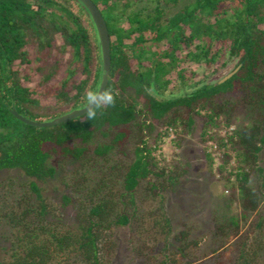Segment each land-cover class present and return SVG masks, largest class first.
I'll return each mask as SVG.
<instances>
[{"label": "trees", "instance_id": "16d2710c", "mask_svg": "<svg viewBox=\"0 0 264 264\" xmlns=\"http://www.w3.org/2000/svg\"><path fill=\"white\" fill-rule=\"evenodd\" d=\"M92 1L110 36L106 90L90 112L40 126L17 118L9 106L44 119L77 103L96 79L97 47L70 3L0 0V171L23 176L18 191L9 181L10 192L0 193V224L6 228L0 232L6 242L0 264H111L112 226L130 225L137 216L139 228L151 215L134 205L141 181L155 197L186 172L184 163L180 170L165 163L161 143L171 131V143L179 145L197 119L211 182L232 190L229 198L222 195L213 234L236 235L252 213L253 225L264 229L257 212L264 198L258 162L264 146V0ZM228 65L226 74L212 79ZM242 105L250 118L230 129L231 115ZM215 127L224 128V136H215ZM212 147L232 151L236 164L228 167L223 160L215 167ZM116 153L124 156L114 162ZM55 179L63 184L59 209L43 185ZM116 194L133 209L126 204L115 210ZM234 202L240 213L230 210ZM67 208L70 222L62 214ZM152 216L154 224L169 226V219ZM190 231L173 235L180 244L172 252L186 257V264L196 258L186 256L197 244ZM246 239L236 241L237 257L228 264H258L256 250H264V238L258 236L251 250ZM166 241L159 247L142 241L132 249L144 264H177L166 253Z\"/></svg>", "mask_w": 264, "mask_h": 264}, {"label": "rangeland", "instance_id": "374dc122", "mask_svg": "<svg viewBox=\"0 0 264 264\" xmlns=\"http://www.w3.org/2000/svg\"><path fill=\"white\" fill-rule=\"evenodd\" d=\"M66 4L70 3L75 10L78 7L74 4L72 0H62ZM139 3L142 4L141 0ZM79 11V9H78ZM82 16V15H81ZM82 16V20H83ZM84 24V23H83ZM94 40V39H93ZM1 63V59H0ZM2 67V66H1ZM231 69V65H228L225 69L218 71L212 76V79H216L223 74H226ZM0 72H3L0 69ZM197 76L195 79H198ZM96 80V79H95ZM93 81L91 88L83 94L84 95L91 91L92 86L95 83ZM248 108L244 105L239 106L235 109V112L231 115L230 129L236 126H241L245 124L247 119L250 118L248 113ZM201 123L197 119L191 134L185 136L179 145H174L171 143V139L174 138V133L170 131L165 141L161 143L159 153L163 154L165 158V163H175L180 170V164L184 163L186 172L179 176L178 184L174 188H169L161 190V195L152 197L150 190L146 188L147 182L141 181V187L135 194L134 205L138 207L140 213L150 212L151 215H146L145 222L142 226H139V219L137 216L133 219L130 225H113L111 230H113L112 238H115V247L110 254L111 264H144L142 257L136 255V252L132 249L137 247L140 242H145L146 244H155L159 247L162 241L167 240L166 252L168 255H174L177 257V264H186V257L180 256L179 252L173 253L176 245L180 244V239H174V233L180 231L182 228H191L189 232V238H195L197 240L196 245H191L187 249V257H196L193 264H216L218 260H222L221 264H228L230 259H235L237 257V250L235 247L236 241L242 236H246V248L255 249L257 245L256 239L258 236L264 238V229L258 230L254 225L252 220L255 218L254 213H252L249 218L241 223L239 231L236 235L229 234L224 237H216L213 234V216L218 215L220 212L218 209H222V195L230 197L232 195V190H223L221 186V181L217 186H213V179L208 171V159L204 154L205 144L201 143L199 140ZM215 136H224L225 129L222 127H215ZM126 149L129 151L130 144H124ZM212 155L214 158L215 167L217 164L226 160L229 166H234L235 160L233 157V152L230 150L218 149L212 147ZM118 155H123L122 153H116L112 156L113 161L119 159ZM124 156V155H123ZM128 159V157H125ZM259 165L263 167L264 170V146L262 151L259 153ZM187 163V164H186ZM78 163H68L66 167L71 169ZM183 165V164H182ZM227 167V166H226ZM228 172V168L223 169V174ZM222 173H217L215 176L220 177ZM253 183L257 185L261 182L255 174H252ZM264 176V171H263ZM23 180V176H19L16 171L13 170H1L0 171V193L3 191H9L8 182L14 185V190H19L18 183ZM2 183V186H1ZM45 185V194L49 197L48 199L52 202V205L59 209V204L61 202V195L59 190L62 188L63 184L59 179L48 180L43 183ZM4 187V189H3ZM115 191L120 192L121 189L118 185H114ZM264 191V188H263ZM10 192V191H9ZM4 194L11 199V194ZM220 196V197H219ZM228 197V198H229ZM119 194H116L115 201H119ZM123 200L128 201L124 197L120 199V202L115 204V210H121L126 204L127 210H132V204L125 203ZM219 205V206H218ZM217 206V208H216ZM232 212L240 213V208L237 203H232L230 206ZM257 212H260L264 216V198L260 203V207ZM139 213V214H140ZM63 216L65 221H72L73 213L67 209H64ZM152 214H157L158 218L165 222V218L169 219V226L163 228L161 224H154V216ZM186 223L185 226L183 223ZM165 224V223H164ZM164 230H163V229ZM169 228V229H168ZM6 229L5 226L0 224V232ZM169 230L170 235L167 238V231ZM6 244V242L0 240V245ZM222 249H220L221 247ZM220 247V248H219ZM217 249L215 253L218 252L220 256L211 252L213 249ZM217 256H215V255ZM256 258L258 264H264V250H256ZM3 255V251L0 249V257ZM158 257H162V253L156 254Z\"/></svg>", "mask_w": 264, "mask_h": 264}, {"label": "water", "instance_id": "95a60500", "mask_svg": "<svg viewBox=\"0 0 264 264\" xmlns=\"http://www.w3.org/2000/svg\"><path fill=\"white\" fill-rule=\"evenodd\" d=\"M79 9V14L84 16L83 23L88 33L94 39L97 47L96 63L97 76L91 91L87 92L77 103L70 105L66 110L49 116L44 119H36L29 117L16 110L13 104L9 106V110L13 114L30 124L35 125H56L63 121L71 120L75 117L82 116L90 112L92 108L101 99L103 91L106 90L110 80V36L106 29L103 15L92 0H72Z\"/></svg>", "mask_w": 264, "mask_h": 264}]
</instances>
